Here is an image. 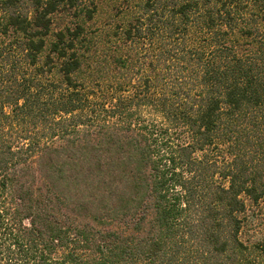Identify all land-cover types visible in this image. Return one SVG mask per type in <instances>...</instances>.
<instances>
[{"label": "trees", "instance_id": "trees-1", "mask_svg": "<svg viewBox=\"0 0 264 264\" xmlns=\"http://www.w3.org/2000/svg\"><path fill=\"white\" fill-rule=\"evenodd\" d=\"M136 2L0 0V264H264V0Z\"/></svg>", "mask_w": 264, "mask_h": 264}, {"label": "rangeland", "instance_id": "rangeland-1", "mask_svg": "<svg viewBox=\"0 0 264 264\" xmlns=\"http://www.w3.org/2000/svg\"><path fill=\"white\" fill-rule=\"evenodd\" d=\"M98 1L99 7L94 17L82 22L85 41L90 42L87 43L88 46H100L99 50L106 54L111 53L114 46H123L124 51H126L128 49L126 46L133 45L128 43L121 33L125 21L123 15L128 6H136V0H84L81 6L84 7L83 10L92 9L93 3ZM72 12L75 14L74 9ZM63 22H70L73 24L71 26H74L80 21L79 18L77 19L72 15L69 19L68 16H61L58 17L56 25L63 24ZM140 45L142 46V44ZM244 199L245 210L239 214L241 227L238 236L243 244L252 250L251 254L253 255L258 252L255 245L264 243V196L256 202L247 197Z\"/></svg>", "mask_w": 264, "mask_h": 264}]
</instances>
